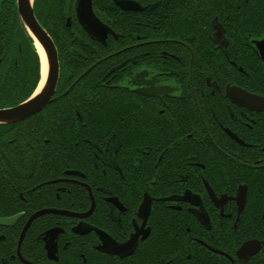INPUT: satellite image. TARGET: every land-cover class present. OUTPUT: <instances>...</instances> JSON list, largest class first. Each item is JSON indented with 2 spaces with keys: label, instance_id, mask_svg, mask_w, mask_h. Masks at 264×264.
<instances>
[{
  "label": "flooded vegetation",
  "instance_id": "1",
  "mask_svg": "<svg viewBox=\"0 0 264 264\" xmlns=\"http://www.w3.org/2000/svg\"><path fill=\"white\" fill-rule=\"evenodd\" d=\"M228 1L91 0L106 28L95 37L77 0H58L51 27L33 0L59 70L51 101L22 122L44 111L46 130L69 132L43 140L54 164L15 182L13 196L1 191L0 220H14L0 223V264H264V108L227 96L264 99L231 79L264 84V0H243L263 8L243 25L228 18L239 0ZM16 16L17 0H0L10 64L26 41L37 51L21 24L14 41ZM10 103L0 110L22 104ZM249 242L258 247L239 254Z\"/></svg>",
  "mask_w": 264,
  "mask_h": 264
},
{
  "label": "trees",
  "instance_id": "2",
  "mask_svg": "<svg viewBox=\"0 0 264 264\" xmlns=\"http://www.w3.org/2000/svg\"><path fill=\"white\" fill-rule=\"evenodd\" d=\"M232 2L224 0V5H226L224 9H226L229 4L233 5ZM35 3H38V11L40 13H44L48 26L51 27L60 21L58 16V0H35ZM242 3L243 0H239L237 5L238 8L227 9L229 10L228 18L230 20L232 19V21L236 20L240 25H243V22L246 19L254 18L258 15V12L263 11V8L257 5L254 6L252 11H247L245 10V7ZM161 10L167 12V7L165 4L162 5ZM6 12H9L8 6ZM13 21L15 29L14 41L16 40L17 42L19 37H25L17 16ZM4 31H8L11 34V29L7 26V24L2 25L0 23V36L5 35ZM26 42L28 43L29 48L25 50L27 54H23L22 56L18 57L16 64H14V62L10 64L9 57L7 56L8 54L4 58L3 73L5 80L3 83L5 92L10 93L9 96L11 97V103L9 105L18 104L24 100H27L29 95H31V93L36 90L39 83V81L36 80L37 64H39L40 68L39 59L32 44H30L28 41ZM4 53H8V51H5ZM239 78L232 77L231 79L239 84L254 85L252 88H255V90L264 94V84L261 83L256 77H254L252 80L243 79L245 81ZM71 83L72 80L69 79L67 85H70ZM33 84H35V87H33ZM73 88L74 85L71 87L67 95L73 91ZM61 90L62 89L59 86L58 91L60 92ZM84 91V86L79 89V94H81L83 97ZM53 104H50L47 106V108H53ZM42 113L17 125H0V200L5 196L1 192L2 190L6 195L13 196L14 190L20 189V187L15 184V182L28 179V173H41L44 171L42 168L47 164H54L49 163V161H54L50 153L45 154V151H49L52 148L50 146H46L45 142H43L44 139H49V141H51L50 145H54L55 142L52 140V138L56 135V129L59 130L58 136L63 134L62 138H64V140H66L65 138L68 137L66 133L69 131L59 129L56 126V129H53V127L50 126L48 127L49 130H46V125L44 126L45 121L40 118ZM71 127L72 125L70 126V129ZM81 130L83 129L81 128ZM76 131L80 130L75 129L74 132ZM34 157L36 159H33ZM26 161L30 162L26 163ZM9 190H12L13 192L7 194L6 191ZM2 214L3 212L0 211V215Z\"/></svg>",
  "mask_w": 264,
  "mask_h": 264
},
{
  "label": "water",
  "instance_id": "3",
  "mask_svg": "<svg viewBox=\"0 0 264 264\" xmlns=\"http://www.w3.org/2000/svg\"><path fill=\"white\" fill-rule=\"evenodd\" d=\"M119 6L123 9H128V3H120ZM76 12L78 16L81 18V23L85 27V30L91 35L95 37H100L101 34L106 32V28L101 25V23L93 16L91 9V0H77L76 4ZM17 13L20 20V24L27 31L29 36L34 40V45L37 50L36 44H38L44 54V59L46 62L47 53L49 57H54L57 65V52L56 49L48 36V34L42 29L37 20L35 19L33 13V0H17ZM40 61V81H41V58L38 50L36 51ZM260 55L264 60V42L262 43V48L260 49ZM57 76L53 79L51 87L48 89L47 95L45 96L46 103L40 102L36 104L34 107H25L17 109L16 107L6 110H0V124H17L22 122L23 120L37 114L40 112L46 104L51 101V98L55 92L57 85ZM40 84V83H39ZM227 96L234 102L239 104H246V106H252L253 108H264V99L247 95L237 89H228ZM244 97H251L250 101H242ZM242 104V105H244ZM23 107V104H20ZM43 106V107H42ZM42 107V108H41ZM41 108V109H40ZM40 109V110H39ZM39 110V111H38ZM37 111V112H34ZM34 112V113H33ZM14 219L9 220H0L1 224L11 223ZM258 245L254 246L253 242H249L244 244L239 254L243 255L245 250H251V248H257Z\"/></svg>",
  "mask_w": 264,
  "mask_h": 264
},
{
  "label": "snow or ice",
  "instance_id": "4",
  "mask_svg": "<svg viewBox=\"0 0 264 264\" xmlns=\"http://www.w3.org/2000/svg\"><path fill=\"white\" fill-rule=\"evenodd\" d=\"M246 2H247V0H246ZM45 56H46V65H45V73H44L43 82L41 83L39 89H37L35 92H33V93H31V95H29L28 100L22 101L23 107H21L20 105H14V107H16L17 109L25 108V107H34L36 104H38L40 102H43V105H44V103H46L45 96L47 95L48 89L52 85L53 79L57 76L59 69H58V65H57V62H56L54 57H49L47 53L45 54ZM3 63H4V57L0 56V102H3L6 98V96L10 95V93L5 92V88H4L3 81L5 80V77H4V73H3ZM17 67H18V65H17ZM39 79H40L39 64H37L36 80L39 81ZM33 87H35V84H33ZM251 99H252L251 97H244V98H242L241 102L250 101ZM34 112H37V111H34ZM58 126H62V125H58ZM161 131H163L162 128H161ZM49 143H51V141H49ZM33 159H36V158L34 157ZM27 162H30V161H26V163ZM49 163H55V162L49 161ZM153 186H155V182H154ZM131 243H132V238H130V240L127 242V245H129ZM115 246H116L115 241H109V247H115ZM133 251H135V247H134ZM248 255H251L250 250H245L244 256L246 257ZM85 264H87V261H85Z\"/></svg>",
  "mask_w": 264,
  "mask_h": 264
},
{
  "label": "bare ground",
  "instance_id": "5",
  "mask_svg": "<svg viewBox=\"0 0 264 264\" xmlns=\"http://www.w3.org/2000/svg\"><path fill=\"white\" fill-rule=\"evenodd\" d=\"M36 47H37V50L39 52V55H40V58L42 59V67H43V70H44V62H45V59L43 60V57H44V54L40 48V46L38 44H36ZM46 63V62H45ZM46 65V64H45ZM44 80V79H43ZM41 81H42V77H41ZM40 81V83H41ZM43 82V81H42ZM40 85V84H39ZM39 87V86H38Z\"/></svg>",
  "mask_w": 264,
  "mask_h": 264
}]
</instances>
